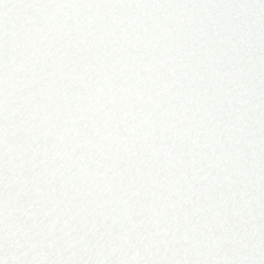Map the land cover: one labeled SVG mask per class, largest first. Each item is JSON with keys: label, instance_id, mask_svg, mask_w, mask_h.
Listing matches in <instances>:
<instances>
[{"label": "snow or ice", "instance_id": "1", "mask_svg": "<svg viewBox=\"0 0 264 264\" xmlns=\"http://www.w3.org/2000/svg\"><path fill=\"white\" fill-rule=\"evenodd\" d=\"M0 264H264V0H0Z\"/></svg>", "mask_w": 264, "mask_h": 264}]
</instances>
